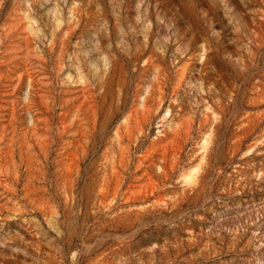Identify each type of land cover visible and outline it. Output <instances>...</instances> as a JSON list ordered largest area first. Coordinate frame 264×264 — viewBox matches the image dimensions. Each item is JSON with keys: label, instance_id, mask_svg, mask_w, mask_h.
<instances>
[{"label": "rangeland", "instance_id": "rangeland-1", "mask_svg": "<svg viewBox=\"0 0 264 264\" xmlns=\"http://www.w3.org/2000/svg\"><path fill=\"white\" fill-rule=\"evenodd\" d=\"M0 264H264V0H0Z\"/></svg>", "mask_w": 264, "mask_h": 264}]
</instances>
